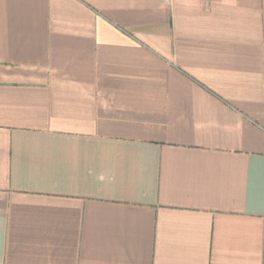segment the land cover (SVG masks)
Masks as SVG:
<instances>
[{
    "label": "crops",
    "instance_id": "0c3cea01",
    "mask_svg": "<svg viewBox=\"0 0 264 264\" xmlns=\"http://www.w3.org/2000/svg\"><path fill=\"white\" fill-rule=\"evenodd\" d=\"M0 264H264V0H0Z\"/></svg>",
    "mask_w": 264,
    "mask_h": 264
}]
</instances>
